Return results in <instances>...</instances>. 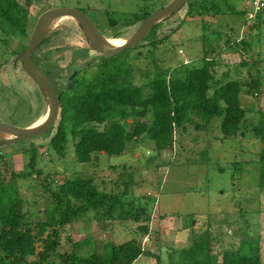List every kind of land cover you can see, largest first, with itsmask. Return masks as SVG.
<instances>
[{"label":"rangeland","instance_id":"obj_1","mask_svg":"<svg viewBox=\"0 0 264 264\" xmlns=\"http://www.w3.org/2000/svg\"><path fill=\"white\" fill-rule=\"evenodd\" d=\"M20 1L29 6L32 23L25 37L0 28V122L26 128L45 120L51 109L47 94L30 78L20 58L43 12L54 7L79 8L98 26L103 42L111 44L118 38L127 40L145 16L169 0ZM216 1L219 6L205 0V11L202 0H190L189 14L186 4L162 20L161 28L172 31L168 43L156 50L130 48L122 64L147 91L151 87L147 79L157 65L171 77L184 75L187 67L212 58L216 81L211 92L217 81L227 79V72L230 79L243 84L241 101L247 112L242 134L225 138L222 119L216 118L204 131L194 125L186 131L178 129L173 145L165 151L160 152L156 142L143 133L127 142L123 154L95 153L87 163L78 161L77 140L69 128L64 154L50 142L53 131L3 146L5 165L22 173L18 182L32 227L49 220L57 205L54 192L66 179L91 178L98 189L119 195L123 203L116 208L88 209L73 198L77 214L65 225L58 251L42 264H67L65 256L74 251L104 253L106 244L130 241L149 253L134 264H211L239 250L258 253L264 261V187L260 180L264 141L258 131L264 122V18L246 19L251 0ZM228 12L235 15L223 20ZM137 17L136 23H130ZM47 29L48 35L58 32L34 52V58L57 89L59 79L68 74V63L101 60L103 54L91 47L76 19L63 16ZM207 30L213 36L204 40ZM98 69L88 75L92 77ZM253 78L260 81L259 87ZM151 120V114L131 116L100 126L120 122L133 131L137 124ZM10 136V131L0 129V137Z\"/></svg>","mask_w":264,"mask_h":264},{"label":"trees","instance_id":"obj_2","mask_svg":"<svg viewBox=\"0 0 264 264\" xmlns=\"http://www.w3.org/2000/svg\"><path fill=\"white\" fill-rule=\"evenodd\" d=\"M213 1V4H218L216 0ZM202 4L207 11L205 0H202ZM187 6L189 14L190 0ZM229 9L235 10L232 7ZM146 17L148 16L143 19ZM262 18L264 17L258 19ZM137 20L138 17L130 23H136ZM161 22L133 48L150 46L156 50L168 43L172 31L161 28ZM31 23L32 15L27 4L20 0H0L2 30H10L14 35L25 37L30 33ZM79 25L83 29L80 23ZM56 32L58 30L49 33L38 48ZM208 32L209 30L205 32L204 40L213 36ZM86 37L88 39L87 35ZM131 49L114 56L103 54L100 61L68 63V74L59 79L58 89L55 87L61 93L59 117L49 130L53 131L50 142L57 152H66L68 128L77 140L76 156L82 163L92 161L95 153L121 155L126 151L127 142L143 133H147L156 142L160 152L165 151L173 145L178 129L186 131L190 125H194L199 131H204L216 118L222 119L221 132L225 138H235L243 133V121L247 112L241 101L243 84L238 79H230L227 72V79L217 81L218 85L211 92L213 82L216 81L210 62L212 58L207 57L209 62L205 64L187 67L184 75L171 77L162 74L157 65L155 74L147 79V85L151 87L146 91L144 86L136 83L135 73L122 64L123 54ZM20 58L23 61L22 55ZM96 66L98 71L92 77L89 76V71ZM253 83L256 87L260 86V81L256 78H253ZM149 114L151 122L142 121L133 131L126 129L120 122L103 128L100 126L111 120L131 116L145 117ZM258 131L264 141V122H261ZM6 144L0 142V264H42L56 253L63 239L65 225L77 214L78 209L72 204L73 198L82 201L88 209L123 206L119 195H110L98 189L91 178L66 179L59 184L58 191L54 192L57 205L52 209L49 220L32 227L26 218L18 182L22 173L6 166L1 155L6 154L3 149ZM33 160H36V151ZM234 162L238 164V161ZM260 180L264 187V149ZM143 254L149 253L139 243L130 241L106 244L104 253L82 255L74 251L66 255L64 261L67 264H134ZM30 257H37V261H30ZM211 264H264V261L258 253L239 250L226 253L221 262Z\"/></svg>","mask_w":264,"mask_h":264},{"label":"water","instance_id":"obj_3","mask_svg":"<svg viewBox=\"0 0 264 264\" xmlns=\"http://www.w3.org/2000/svg\"><path fill=\"white\" fill-rule=\"evenodd\" d=\"M187 2L188 0H172L162 9L143 19L136 31L127 40L117 46L111 47L104 44V37L100 29L89 15L81 9L76 7H54L43 12L32 32L28 47L22 54V59L27 74L50 99L51 109L47 118L38 126L23 128L0 122V129H6L11 132L10 137H0V142L17 143L41 135L52 129L59 117L61 93L57 92L51 80L34 59V52L47 38L48 29L46 26L50 20L63 16L76 19L82 25L93 49L104 55L114 56L138 45L157 23L167 16L180 11Z\"/></svg>","mask_w":264,"mask_h":264},{"label":"built area","instance_id":"obj_4","mask_svg":"<svg viewBox=\"0 0 264 264\" xmlns=\"http://www.w3.org/2000/svg\"><path fill=\"white\" fill-rule=\"evenodd\" d=\"M251 12L248 14V20L264 17V0H251Z\"/></svg>","mask_w":264,"mask_h":264},{"label":"bare ground","instance_id":"obj_5","mask_svg":"<svg viewBox=\"0 0 264 264\" xmlns=\"http://www.w3.org/2000/svg\"><path fill=\"white\" fill-rule=\"evenodd\" d=\"M61 19H62V17H57V18H54V19L50 20L48 22V24H47V27H50L52 25H57L61 21ZM121 43H122L121 40L118 38L117 40L113 41L111 44H105V43L104 44L106 46H108V47H111V46H117V45H119ZM43 121H44V119H40V120L36 121V123L34 124V126H38V125L42 124Z\"/></svg>","mask_w":264,"mask_h":264},{"label":"crops","instance_id":"obj_6","mask_svg":"<svg viewBox=\"0 0 264 264\" xmlns=\"http://www.w3.org/2000/svg\"><path fill=\"white\" fill-rule=\"evenodd\" d=\"M171 1H172V0H169L168 3H170ZM250 7H251V5H250ZM250 12H251V11H250ZM248 14H249V12L247 11V14H246V19H247V20L249 19V18H248ZM234 15H235V14H231V13H229V12H228V13H224V16H223L222 19H223V20H227V18H228V19H231V17L234 16ZM237 18H239V17H236V19H237ZM240 20H241V19H240ZM208 33H212V31L209 30Z\"/></svg>","mask_w":264,"mask_h":264}]
</instances>
